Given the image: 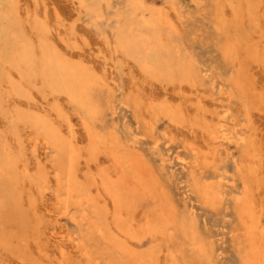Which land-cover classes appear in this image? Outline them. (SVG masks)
I'll use <instances>...</instances> for the list:
<instances>
[{
    "label": "rangeland",
    "instance_id": "1",
    "mask_svg": "<svg viewBox=\"0 0 264 264\" xmlns=\"http://www.w3.org/2000/svg\"><path fill=\"white\" fill-rule=\"evenodd\" d=\"M96 1L100 0H86L87 3ZM110 1L107 0L102 3L100 18L93 17L85 9H80L78 2L75 0H21L19 5L24 9V11L21 10V15L23 14L26 17L22 18L23 15L21 16L24 20L25 33L37 49V53H39V39L32 31L35 24L45 26L46 38L56 49H59L61 56L64 55V52H67L64 55L66 61L81 70L93 72L100 81L98 94L100 96L99 103L103 108V115L98 122L92 123L94 125L92 129L102 134V136L112 135L116 139L118 138V144L121 143L120 146L123 149L127 147L131 157L136 158L137 154V158L143 161L148 168H151L149 169L150 172L161 183L159 185L162 193L159 192L161 190H158L155 194L157 195L156 199L140 200L141 203H138L137 209H139L133 214L135 221L132 219L131 229L133 233L142 236L145 232L147 218L152 219V221L158 220L156 217L165 214L170 206L173 205L176 208L175 210H178L177 218L179 220L175 218V230L166 231L164 236H158L157 241L153 243L150 242V236H146L145 239L142 238L141 243L138 240L132 241L130 245L133 247L134 253L147 256L158 250L157 255L162 256V258L158 257L157 264H189L190 262H192L190 264H194V262L196 264H243L241 260L250 247V241H248L250 238L246 234L249 230L248 226L255 225V233L260 238H256L258 242L264 239V0H139L145 8L147 16L150 13L158 15L162 19L166 33L172 34L171 40L172 43H175L174 48H177L176 50L180 51L182 55L185 49L186 54L183 56L188 59L194 58L193 60L196 61V66L200 69L199 78L197 77L198 80L193 83L186 84L180 83L178 80H175L177 82L154 80L141 69L137 55H127L118 48L116 28L122 22L119 23L117 15L121 14L122 17L128 15L127 4L129 2L128 0ZM24 3L27 4L29 9ZM237 5L241 6V23H237L236 28L233 24L235 21L234 6ZM248 6L251 8L252 14L247 12ZM219 9H222L227 22L230 24L227 28V30L229 29L227 35H225V32L218 33L214 25L215 14L221 13V11L218 12ZM140 13L142 14L138 11L139 15H141ZM140 22L138 21V23ZM139 28L145 36H152V31L146 32L144 28ZM185 31L187 32L185 33ZM182 46L185 48L183 49ZM229 46L231 49L234 48V52L225 60L222 57V51ZM213 51L218 52L217 55ZM68 54L69 56H67ZM216 59L218 60L216 61ZM208 60L209 62H207ZM204 61H206L205 64ZM215 61L216 63H214ZM9 72L11 73V71ZM14 74L17 76L14 77L15 80H20L17 72ZM14 74L11 73L12 76ZM201 79H205V82ZM235 80L242 83V88L236 90L234 86L235 89H233ZM213 81L217 82L214 83ZM37 82L36 85H25L27 91L25 98L4 95L8 100L5 104L9 107L7 106L8 109L6 108L5 112L0 113L1 139L4 137L6 141L5 136L8 137L9 135L8 120L15 110L19 109L24 113H35V111H41L45 106L46 110L60 111L67 119L64 121L67 136L69 135V132H67L68 126H70L74 137L76 134L77 140L81 141L77 142L78 148L81 149V145L87 148L88 143H86L85 130L79 117L80 112L77 113V110L69 105L66 100L62 102L64 98H60L58 101H54L51 96L45 98L47 93L45 94L41 83ZM197 83L199 84L197 85ZM180 85L182 88L178 90ZM6 86L2 87L3 91H8ZM234 90L238 93H235ZM11 97L16 98L17 101L19 99L24 101L20 102L19 100L18 103H14ZM152 99L157 101L156 104H161L168 109L172 108L173 111L176 110L175 112L180 115L178 116L179 119L184 120V123H173L162 114L152 116L150 113ZM138 101L139 103L142 101L143 105L140 103V107L137 106ZM30 103H33L31 105L33 109L30 107ZM226 115L228 119L224 121L223 117ZM221 120L225 123L224 129L228 138L222 139L220 137L222 135L219 133L217 136L220 139L212 140L205 131L203 132V127L213 125L212 127L218 128V123ZM4 125L6 130L3 129ZM20 127V142L16 140L7 141L11 151L16 155H20L22 162L31 165L29 166V168L31 167L30 176L37 172L36 167L38 168V166L42 171H50L47 168H49V161L53 156L51 155L52 150L46 149L40 139L36 140L39 137L32 134L29 129L24 130L22 126ZM5 132H7V135ZM73 135L70 134L68 137L70 138ZM70 139L76 144V139ZM82 142L84 143L81 144ZM81 152H85V149L83 148ZM102 157L105 159L104 155H100L101 160ZM180 159H184L189 166L184 165L186 166L184 167L178 161ZM84 160V158L81 159L82 162ZM163 163H165V166ZM107 166L106 163L100 168L97 167L98 169H94L93 166L92 179L94 180L96 176L97 182H101L106 178L104 168ZM241 166H244L242 170L244 172L239 173L238 168ZM32 167L35 168L32 170ZM45 167H47L46 170ZM81 182L87 183L89 181L81 180ZM90 182L92 181L90 180ZM211 183L216 184L215 186L219 185V195L215 203L205 202L199 196L200 193L196 188V184H200L202 187V185L205 186ZM19 190L21 196H24L25 201H27H23L26 205L22 202L23 209L27 210L29 217L31 215V232L29 235L31 243L27 249L18 250L19 253L13 249L15 244L12 247L0 244V264H59L61 253L58 251L61 252V247H63V252L64 250L67 251V253L64 252L65 254H70L73 264H85L86 262L78 258L79 252L75 245L67 239L68 237L82 238V235H86L87 230L57 213L58 209L55 199L50 194L51 190L45 189L43 194L36 189L32 191L28 186L24 188V185L20 186ZM46 190L48 193H46ZM163 196H166V201L169 196L170 200L168 199V202L163 203L166 211L161 212L158 204L162 202ZM236 199L237 202H235ZM249 203L252 209H249V212H251L248 214H251V217L243 216L244 219L241 216V210L248 207L247 204ZM73 213L77 216L81 214L78 208H74ZM182 217L193 222L194 227H192V224L191 227L194 234L197 235L198 239L200 238L197 241H203L202 243H205L203 246L208 249L209 253L210 251L214 252L213 254L210 253L211 259L209 261L207 260L205 263L197 262L195 249L199 247V242H196L197 246L193 245L195 246L193 247L189 244V241L185 240L180 231L184 223ZM246 218L249 220L248 223ZM241 220H245L246 225ZM197 224L199 225L197 226ZM243 225L245 226L243 227ZM198 228H200L199 231ZM62 235L66 240H60ZM242 235L244 239H242ZM161 237L165 240H162ZM175 241L179 243L175 245ZM241 243L242 248L239 245ZM134 244H137V246H134ZM179 245L181 248L178 247ZM183 245L185 248H183ZM261 245L264 246V243L262 242ZM206 246H209V248ZM94 247H96L95 244H93V250ZM191 247L193 250H190ZM244 248L246 251H244ZM25 250L26 253H24ZM169 258L170 260H168ZM160 261L162 263H159ZM105 262L102 261L101 264H107Z\"/></svg>",
    "mask_w": 264,
    "mask_h": 264
},
{
    "label": "bare ground",
    "instance_id": "2",
    "mask_svg": "<svg viewBox=\"0 0 264 264\" xmlns=\"http://www.w3.org/2000/svg\"><path fill=\"white\" fill-rule=\"evenodd\" d=\"M19 1L21 2V0ZM19 1L18 0H1L0 1V113L5 112L8 106L5 104V102H7L8 100H6L4 95H7L8 97L10 95H13L14 97H17V98H25L27 96L25 85H34V84L36 85V82L39 81L41 83L43 90L45 91V94L47 93L46 94L47 96L45 95L46 96L45 98L51 96L54 101H58L60 100V98H64V100L62 99V102L63 101L65 102L66 100V102L69 105H71L74 109L77 110V113L80 112L79 117L81 120V124L85 130V136L87 139L86 143H88V146L86 145L87 148L85 146L82 147L81 144L84 143L82 142L81 144H79L81 145V149L78 148L77 142H81V141L77 140L76 134L74 137V135L72 134L73 133L72 128L70 126H68L67 132H69V135L70 134L73 135V136H70V138L77 140V141L75 140L76 144L74 143L73 140H71L68 137L69 135L67 136V133L65 131L66 130L65 124H64V121H66L67 119H65V116H63L61 112L58 110H51V111L46 110L45 106H43L44 108L42 107L43 109H41V111L38 110V111H35V113H27V112L24 113L22 110H19V109L15 110L14 112L12 111L13 115L10 116L8 120L9 135L8 137L5 136L6 141L4 137L2 139L0 137V244L2 246L7 245L9 247L10 246L12 247V245L15 244V247L13 246L14 247L13 249L17 250L18 252V250L27 249L29 247L28 245H30L31 243V241H29V237H30L29 235L31 232V220H30L31 215L29 217V214L26 212L27 210L25 211L23 209L22 202L25 201L26 199L24 196L23 197L21 196V191L19 190V187L24 185V188L28 186L29 188L32 189V191L36 189L40 193H43L45 189L51 190V193L50 191L49 193L52 194V197L55 199V203L58 209L57 213H59L61 217L63 216L71 220L72 223L82 228H85L84 230H87L86 235H82V238H78V237L69 238L68 237L67 239L70 243H73L75 245V248L79 252L78 258L83 260V262H86L87 264H101L102 261H106L107 264H133V263L157 264L158 257H160L159 255H157L159 252L158 250H157L158 252L156 251L157 253L156 252L154 253L156 255L154 254L152 255L150 254L147 256H141L139 254L136 255L130 243L134 240H138L139 243H141L140 240L142 238L145 239L146 236H150L149 237L150 242L153 243L157 241L158 236L160 235L164 236L166 234V231L175 230L176 228L175 218H177L178 210L176 211L175 210L176 208H174L172 205L166 211L164 209L165 207L163 203H165L167 195L163 196L162 202L158 204V207H159V211L163 212L164 210L166 211V213L163 215L160 214L161 217L157 216L156 218H158V220L156 219L155 221H152V219L150 220L149 218H147V221L145 222L146 227L144 228L145 232L142 236H139L133 233L131 229L132 219H133L134 212H136V210L139 209V208L137 209L138 203H141L140 200L149 201L152 198L156 199L157 195L155 194L158 192V190H161L159 192L162 193V189L160 188L161 186L159 185L160 182H158L157 181L158 179H156L150 172L149 169L151 168H148L143 161H140L137 158V154H136V158H133V156L131 157L129 153V149L126 147V149L124 148L125 149L124 150L122 146H120L121 143L118 144L117 142L118 138L116 139V137H113L112 135L102 136V134H99L92 129V126H94L92 125V123L98 122L103 115V108H102V105L99 103L100 96L98 94L99 87L101 85L100 81L98 80V78L95 76L93 72L83 70V69L81 70L78 67L71 65L68 61H66V57L64 55L67 52H64V55L61 56L60 55L61 53H59L58 51L59 49H56L52 45V43L49 41V39L46 38L45 31H44L45 26H42L39 24H35L34 27L32 28V31L35 33V36L39 39L38 40V43H39L38 52L39 53H37L36 51L37 49H35L31 40L25 33L26 30H25V26L23 23L24 20L22 18H26V17L23 14L22 15L24 17L21 15V10L23 9V7L19 5L20 4ZM75 1L78 2L80 9H85L93 17L100 18L102 15V3L107 0H100L94 3H87L86 0H75ZM128 2H129L127 4L128 12H129L128 15L126 17H122L123 15L121 14L117 15V17L119 18V23L121 24L122 22V24L119 25L118 28H116V33H117L116 42H117L118 48L121 49L122 52H124L127 55H131V56L137 55L139 66L141 67V69L146 74H148L150 77L154 78V80L165 81V82H177L175 80H178V82L185 83V84L191 83V82L193 83L196 80H198L197 77H198V74H200V71H199L200 69H198V67L196 66V63H195L196 61L193 60L194 58L188 59L186 56H183L186 54V50L184 49L185 47L182 46V48L185 51L183 52L184 53L183 55L180 53V51L178 52V50H176L177 48L176 49L174 48L173 45H175V43H172V40H171L172 34L169 32L166 33V29H164L162 19L158 15H155V14L153 15L149 13L147 16L145 8L139 0H128ZM25 5L27 6V4ZM240 7L241 6H238V5L234 6L235 21H234L233 26L235 25L236 28H237V23L239 22L241 23ZM138 11L142 12V14L140 13L141 15H139ZM219 11H221L220 14L219 13L215 14L216 18H215L214 25L218 33L225 32V35H227L228 33L227 31L229 30V29L227 30V28H229L228 25L230 24L227 22V19L225 18V15L222 12V9H219L218 12ZM247 12L249 14L250 13L252 14L250 6L247 7ZM138 21H141V22L138 23ZM243 22L245 21L243 20ZM139 27L144 28L146 32L152 31L153 32L152 36L151 37L145 36ZM186 32L187 31H185V33ZM34 43H36V41H34ZM208 52L210 51L208 50ZM233 52H234V48L231 49L230 46L226 47L222 51V55H223L222 57H224L226 60L227 58L230 57V55H232ZM217 53L218 52H214L215 55H217ZM67 56H69V54ZM212 60L214 61V59ZM217 60L218 59H216V61ZM216 61L214 63H216ZM207 62H209V60ZM205 63L206 61H204V64ZM215 65H218V64H215ZM9 71H11L12 74L17 72V75L20 80H15L14 77H17V76H15V74L12 76ZM215 71H214V74H215ZM227 77H230V76H227ZM214 78H217V77H214ZM204 80L202 81L205 82ZM213 82L216 83L217 81L216 82L213 81ZM233 83H234L233 89L236 88L237 90L239 88H242V85H241L242 83L239 80H235ZM198 84L199 83H197V85ZM5 85H7L6 88L8 87V91L2 90V87H5ZM181 85L178 88V90L182 88ZM38 92L40 93V91ZM236 92L237 91H235V93ZM11 99L13 98L11 97ZM19 100L20 102L24 101V100L21 101V99ZM18 101L15 98L13 99L12 102L18 103ZM24 103L26 104V102ZM44 103H48V102H44ZM140 103L138 101L137 106L140 107ZM156 103L157 101L155 99H152L151 105H150L151 111L147 109L148 111H150L152 116L156 114L157 115L162 114L173 123H177V124L184 123V120L179 119L178 116L180 115L177 112H175L176 110L173 111L172 108L168 109L167 107H164L161 104H156ZM31 105H33V103H30V107ZM227 115L223 117L224 121L228 119ZM229 115H230V112H229ZM61 118H64L65 120L63 119L62 120L63 122H62L60 120ZM218 124H219L218 128L212 127L213 125H206V127H203V132L205 131L212 140H218L220 139V137L222 139H227L228 136L224 129L225 123L221 120V122L219 121ZM20 126H22L24 130L29 129L32 134L39 137L36 140L40 139L41 142L44 143V146L46 147V149H48L49 151L52 150L51 155L53 156L51 157V160L49 161L50 162L48 166L49 168L45 167V170L47 168L50 171L48 172L42 171L40 166H38L39 164L37 163L36 164L38 166V168L36 167L37 172L33 176H30L31 167L29 168V166L31 165H28L27 162L26 163L22 162L20 159L21 156L16 155V153L11 151V148L9 147V144L7 143V141L16 140L17 142H20V136H19ZM4 127L5 125L3 126V129H5ZM0 129H1V126H0ZM26 132H29V131H26ZM5 133L7 135V132ZM219 133L222 136L220 137L217 136V134ZM83 140L84 138L82 139V141ZM31 145L33 144L31 143ZM83 148L85 149V152H81ZM100 155H104L105 159L104 157H102V160H101ZM138 155H141V154H138ZM83 158L85 160L82 162L81 159L83 160ZM178 161H180V163L183 166L187 165L184 159H180ZM20 162H22V164H20ZM105 163L108 164V166L104 168L106 178L101 180V182H97L98 179L95 176V179L93 180L92 179L93 176L91 177L93 166H94V169L97 167L100 168L102 167L103 164L105 165ZM163 164L165 166V163ZM33 168L35 167H32V170ZM243 168L244 166L239 167L238 172L239 173L244 172L242 171ZM20 169L21 171H19ZM83 179L89 182L82 183L81 180L84 181ZM89 179L92 182H90ZM215 185L211 183L209 185L206 184L205 186L202 185L201 187L200 184H196V188L198 192L200 193L199 196H201V198L205 202L215 203L216 199H218L219 185L218 186H215ZM32 191L31 193H33ZM46 193H48L47 190H46ZM168 197H167L166 202H168V199L170 198ZM237 201L238 200L236 199L235 202ZM24 204L26 205V203ZM247 205L248 207H246L244 210L243 209L241 210L242 215L241 214L240 215L242 216V218L249 217V216L251 217V214H248V213L251 212V211L249 212V209L251 210L252 207L250 203ZM74 208L80 209V212H81L80 216H77L73 213ZM235 210L237 209L235 208ZM245 214H247L248 216ZM134 218H135V215H134ZM182 218L184 222V223L182 222L183 224L180 230L182 232V235L185 237L186 241L190 242L189 244L191 246L196 245V242H199V241H197L198 237L196 234H194V231L192 228L194 227V225L192 224L193 222L188 221L184 217ZM247 220L248 219L246 218V222L248 223L249 220L248 221ZM239 223H240V220H239ZM198 225L199 224H197V226ZM245 225H243V227ZM248 227H249V230L246 234H248V237L250 238V240H248L249 238L246 240L250 241V244H249L250 247L248 246L249 250L247 249L248 251L245 254L243 259L241 256V259H242L241 261H243L241 263L243 264H264V246L261 245L262 242L264 243V239L263 241L258 242L256 238L257 239H260V238L256 235L257 233H255L256 231L255 225H250ZM199 229L200 228H198V231ZM134 232H137V231H134ZM242 237H243L242 239H244L243 235ZM163 239L164 238H162V240ZM60 240L64 241L66 240V238L62 235ZM198 240H200V238ZM176 242L177 241L174 242L175 245L179 243V242L178 243ZM202 242H199V245H198L199 247L195 249L196 250L195 256H196V260L198 263H201V262L205 263L207 262V260L209 261V259H211L210 253L212 254L214 253L211 251L209 253L208 249L206 248L207 249L206 250L205 247L203 246V244L205 243H202ZM93 244H95L96 246L94 247V250L92 248ZM184 245H183V248H185ZM239 245H241V248H242V243ZM134 246H137V244L136 245L134 244ZM178 247L181 248L180 245ZM206 247L209 248V246H206ZM62 248L63 247L60 248L61 252L60 250L58 251L59 253H61V256H59V259L61 257V260H60L61 262L59 264H73V260L71 256H69L70 254L69 253H68L69 255L65 254L64 252L67 253V251L64 250L63 252ZM175 248L178 249L176 246ZM190 250H193V248L191 247ZM244 251H246L245 248H244ZM244 251L243 253H245ZM172 252H173V249H172ZM176 252L178 253V251ZM24 253H26V250ZM243 253L241 252L240 254L242 255ZM160 258H162V256ZM168 260H170V258ZM159 263H162V262L160 261ZM194 264L196 263L194 262Z\"/></svg>",
    "mask_w": 264,
    "mask_h": 264
}]
</instances>
